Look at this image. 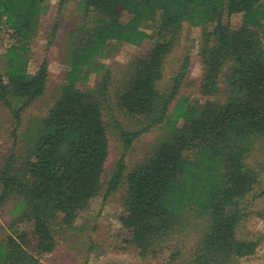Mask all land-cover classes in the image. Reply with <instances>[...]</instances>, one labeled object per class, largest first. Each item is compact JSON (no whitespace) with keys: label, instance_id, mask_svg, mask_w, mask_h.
I'll return each mask as SVG.
<instances>
[{"label":"trees","instance_id":"trees-1","mask_svg":"<svg viewBox=\"0 0 264 264\" xmlns=\"http://www.w3.org/2000/svg\"><path fill=\"white\" fill-rule=\"evenodd\" d=\"M70 0H57L58 10ZM83 20L68 34L67 69L48 111L21 128L48 82V62L29 70L46 0H0V31L9 39L0 68V104L12 116L22 153L0 163V207L13 200L12 231L0 237V264H41L57 230L74 227L98 196L124 187L119 223L124 248L164 264H236L258 240L241 230L247 197L260 182L248 158L264 144V0H81ZM240 14L237 25L230 17ZM185 24L202 29L201 75L187 85L189 56L167 80V58ZM146 25L153 26L147 32ZM58 29L55 22L51 37ZM151 44L127 64L114 103L110 69L98 59L110 42ZM50 41V40H49ZM100 74L93 86L90 74ZM121 113L131 129L118 119ZM164 128L126 172L125 149ZM124 152L110 170V137ZM108 175V176H107ZM107 176V177H106ZM1 209V208H0ZM19 225V226H18ZM26 225L25 227H20ZM200 232L187 247L180 239Z\"/></svg>","mask_w":264,"mask_h":264},{"label":"rangeland","instance_id":"rangeland-1","mask_svg":"<svg viewBox=\"0 0 264 264\" xmlns=\"http://www.w3.org/2000/svg\"><path fill=\"white\" fill-rule=\"evenodd\" d=\"M46 4L47 11L40 19L38 34L29 53V70L34 72L37 65L46 59L49 72L48 82L44 94L35 100L24 113L22 129L38 116L44 115L52 105L68 67L66 49L68 34L74 33L83 20L84 12L81 0H70L61 10H58L57 0H46ZM229 20L231 25H237L240 14L232 15ZM55 22L58 23V29L51 37V28ZM145 29L151 33L154 28L151 25H146ZM201 33L200 27L185 24L176 46L167 58L166 78L168 80L175 74L182 58L185 55L189 56L187 85L182 88V93L189 98L201 97L195 90L202 71L198 54ZM9 42L7 34L0 31V68L3 64L5 48ZM151 42L152 40H149L141 47L110 42L104 56L98 59L110 69L112 81L109 92L113 106L116 102L115 94L125 81L127 64L133 56L144 52ZM99 79L100 74L91 73L89 81L86 84H79V87L84 89L93 86ZM113 109L115 113V106ZM117 117L123 125L131 129V123L124 119L121 113ZM13 128L12 116L0 104V163L11 152L20 155L23 151L22 136L19 134L16 143L12 135ZM164 134V128L155 127L135 139L125 149L126 172L149 151L155 139L163 137ZM123 152V147L114 133L110 137V154L106 162L109 170L108 175ZM248 163L259 172L260 182L247 197L248 214L243 221L241 230L249 237L257 239L258 246L253 254L240 258L236 264H264V144L257 145L250 154ZM123 196L124 187L122 186L104 199L102 195L96 197L80 213L73 228L57 230V246L53 252L42 257L41 264H156L157 262H143L132 248H124L119 223ZM14 205L15 202L11 200L0 207V237L3 233L13 230V228H9V225L13 224L12 216L9 213ZM25 226L21 225L20 227ZM13 227H15L14 224ZM199 234L198 229L193 227L180 239L187 247H190L195 244ZM169 252L170 250H166L158 263L164 264Z\"/></svg>","mask_w":264,"mask_h":264}]
</instances>
